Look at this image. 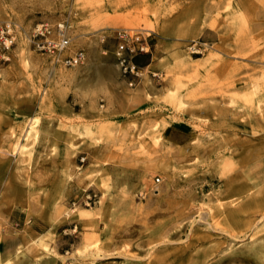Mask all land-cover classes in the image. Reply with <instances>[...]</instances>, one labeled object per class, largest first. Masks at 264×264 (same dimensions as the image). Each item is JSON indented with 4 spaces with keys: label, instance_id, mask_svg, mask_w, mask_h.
<instances>
[{
    "label": "rangeland",
    "instance_id": "374dc122",
    "mask_svg": "<svg viewBox=\"0 0 264 264\" xmlns=\"http://www.w3.org/2000/svg\"><path fill=\"white\" fill-rule=\"evenodd\" d=\"M5 22L0 264H264V0H0Z\"/></svg>",
    "mask_w": 264,
    "mask_h": 264
},
{
    "label": "built area",
    "instance_id": "2783aa9c",
    "mask_svg": "<svg viewBox=\"0 0 264 264\" xmlns=\"http://www.w3.org/2000/svg\"><path fill=\"white\" fill-rule=\"evenodd\" d=\"M51 28L48 23L39 24L32 31V39L36 45L41 49H46L50 52L60 53L64 51L70 42L66 33L64 23H59L56 28L55 36L52 37ZM17 32L16 25L12 22L0 23V55H6L7 51L12 47L16 40ZM119 42L116 53L121 60V63L125 64V69L131 67L132 71H135L136 65L132 63L133 56L137 53L135 45L130 42L131 35L125 30L118 31ZM84 53L82 51L77 52L75 55H68L64 58V61L68 65H77L82 61ZM139 73V69L136 71Z\"/></svg>",
    "mask_w": 264,
    "mask_h": 264
},
{
    "label": "bare ground",
    "instance_id": "6f19581e",
    "mask_svg": "<svg viewBox=\"0 0 264 264\" xmlns=\"http://www.w3.org/2000/svg\"><path fill=\"white\" fill-rule=\"evenodd\" d=\"M261 190H263V191H264V187H262V188H261ZM253 197H256V195H255V196H253Z\"/></svg>",
    "mask_w": 264,
    "mask_h": 264
}]
</instances>
